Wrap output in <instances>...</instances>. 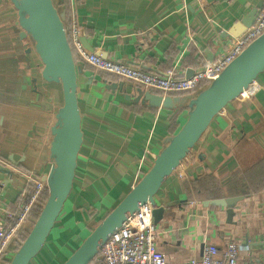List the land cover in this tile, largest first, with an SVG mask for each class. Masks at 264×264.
I'll return each instance as SVG.
<instances>
[{"label": "crops", "instance_id": "1", "mask_svg": "<svg viewBox=\"0 0 264 264\" xmlns=\"http://www.w3.org/2000/svg\"><path fill=\"white\" fill-rule=\"evenodd\" d=\"M68 31L77 27L88 51L163 73H191L228 49L225 32L260 0H54ZM82 143L72 187L42 248L28 264H61L152 166L186 118L171 132L170 111L133 103L110 83L137 85L75 59ZM42 64L16 10L0 0V227L18 230L0 249L8 264L36 216L19 217L33 190L28 175L43 180L52 164L50 128L62 103L59 84L41 77ZM250 98H235L210 121L200 139L154 195L163 207L155 243L172 263H185L206 244L220 251L240 245L241 261H264V71ZM204 184V185H203ZM242 196L227 208L204 201ZM20 221V222H19ZM16 224V225H17ZM25 234V235H26ZM90 264H102L99 255Z\"/></svg>", "mask_w": 264, "mask_h": 264}, {"label": "water", "instance_id": "2", "mask_svg": "<svg viewBox=\"0 0 264 264\" xmlns=\"http://www.w3.org/2000/svg\"><path fill=\"white\" fill-rule=\"evenodd\" d=\"M17 14L22 36H28L34 53L41 64V77L46 82L59 84L62 103L55 113L50 128L49 158L52 161L44 176L47 196L31 228L16 248L8 264H28L42 248L63 203L72 187L77 154L82 143L80 111L77 100V65L70 45L64 14L54 0H8ZM264 8L260 0L240 20L232 24L225 36L237 37L250 27ZM186 73V76L192 74ZM264 71V31L249 42L220 73L194 94H158L135 87V95L124 91V82L110 83L107 89L123 92V97L133 103L149 107L175 109L186 106V118L178 130L165 139V146L155 157L152 166L115 206L81 241L78 247L61 264H90L98 255L101 245L139 207L150 202L162 182L191 151L212 118L230 101L237 98L248 85ZM242 196L204 201V205L227 208L234 215V206ZM163 207H153L156 223Z\"/></svg>", "mask_w": 264, "mask_h": 264}, {"label": "built area", "instance_id": "3", "mask_svg": "<svg viewBox=\"0 0 264 264\" xmlns=\"http://www.w3.org/2000/svg\"><path fill=\"white\" fill-rule=\"evenodd\" d=\"M263 31L264 8L258 13L250 27L239 36L231 38L228 49L219 53L214 59L207 60L194 68L189 76H186L184 72L177 71L176 67H171L163 73H155L139 66H131L123 61L108 58L100 51H88L80 41L77 27H71L67 31V35L74 56L98 71L111 73L119 79L143 89L159 90L162 94L173 92L192 94L200 89L198 83L214 79L226 64ZM259 88L260 86L255 84L254 80L238 97L250 98ZM27 177L32 181L33 190L23 207V212L19 217L20 221L38 202L42 190L46 187L45 181L36 179L34 175L29 174ZM152 210L153 205L150 202L142 204L120 227L114 230L100 247L99 257L102 264H264V261H241L238 257L240 249L238 242H228L221 251L213 244H206L200 255L192 256L185 263H172L156 246L157 231L153 223ZM16 224L7 230L0 227V249L18 230L19 223Z\"/></svg>", "mask_w": 264, "mask_h": 264}, {"label": "trees", "instance_id": "4", "mask_svg": "<svg viewBox=\"0 0 264 264\" xmlns=\"http://www.w3.org/2000/svg\"><path fill=\"white\" fill-rule=\"evenodd\" d=\"M75 57V56H74ZM75 59H77L75 57ZM201 65V64H200ZM199 65V66H200ZM96 70V69H95ZM98 73H100L103 77L105 78H110L112 79V77H116L115 75L111 74V73H108V72H105V71H98ZM118 79V77H116ZM208 84L207 81H201L200 83H198V88H203L205 87L206 85ZM152 92L154 93H158V94H162L161 91L159 90H151ZM169 94H172V95H183L184 92H180V93H177V92H173V93H169ZM170 116H169V127H170V131L173 132L177 126H178V123L176 121L177 117H178V114L182 111H186V106L183 105L182 107H178V108H175V109H170ZM204 185V184H203ZM46 196H47V190H46V187L42 190L41 194H40V197L38 199V202L34 205L33 209H32V213H33V216L37 217L38 214H39V211L41 209V206L43 205L44 203V200L46 199ZM26 234V233H25ZM25 234H22L21 236V240L24 239V237L26 236ZM98 257H96L94 260H97Z\"/></svg>", "mask_w": 264, "mask_h": 264}, {"label": "rangeland", "instance_id": "5", "mask_svg": "<svg viewBox=\"0 0 264 264\" xmlns=\"http://www.w3.org/2000/svg\"><path fill=\"white\" fill-rule=\"evenodd\" d=\"M200 89H201V88H200ZM194 93H195V92H194ZM194 93H192V94H194ZM187 94H188V93H187ZM88 234H89V233H88ZM88 234H87V235H88ZM87 235H86V236H87Z\"/></svg>", "mask_w": 264, "mask_h": 264}]
</instances>
